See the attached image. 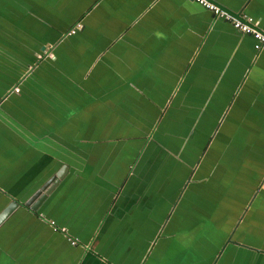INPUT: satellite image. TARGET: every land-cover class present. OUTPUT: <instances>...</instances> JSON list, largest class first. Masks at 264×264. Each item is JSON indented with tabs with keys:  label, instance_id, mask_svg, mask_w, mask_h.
<instances>
[{
	"label": "crops",
	"instance_id": "obj_1",
	"mask_svg": "<svg viewBox=\"0 0 264 264\" xmlns=\"http://www.w3.org/2000/svg\"><path fill=\"white\" fill-rule=\"evenodd\" d=\"M206 1L264 34V0ZM0 20V58L40 36L26 74H51L0 79V264H264L250 35L190 0H0Z\"/></svg>",
	"mask_w": 264,
	"mask_h": 264
},
{
	"label": "rangeland",
	"instance_id": "obj_2",
	"mask_svg": "<svg viewBox=\"0 0 264 264\" xmlns=\"http://www.w3.org/2000/svg\"><path fill=\"white\" fill-rule=\"evenodd\" d=\"M34 38L35 37H33L32 39H34ZM10 39H15V36H13V35L4 36V35L0 34V40L7 41ZM38 40H40V39H38ZM43 41H46V40H43ZM23 44H25V43H23ZM32 44H34V42H31L26 47L31 49ZM37 48H38L37 50L39 51L40 46ZM14 53H15L14 51L7 52L6 48L3 49L2 53H1V58H0V79H3L5 81H7L8 83H10L11 81L14 80V78L20 79L23 76H42L43 77V76H50L51 75V74H49L50 70L48 68L44 67L43 65H40L37 70L31 71L29 74H26V72L30 71L29 69L26 71L27 64L30 63V66H33L38 61L37 57L34 54H32L33 56H30L28 53L25 54L23 52L21 54H14ZM50 59L52 60V58H50ZM51 62H53V63H51L52 67H54V68H55V66L58 67V65L53 60ZM59 68H60V66H59ZM242 139L247 140L248 136L244 135ZM231 149H234V148L231 147ZM238 149H240V148H238ZM228 166L231 168V165H228ZM252 173H254V172L253 171H246L245 172L246 178H245L243 184L245 183L248 176L251 175ZM244 189H242V188L237 189V187H230L229 190H231V191H230V195L228 196V200H232V201L234 200L236 202H239L240 200H242V195H239V194L245 193L246 190H244ZM251 197H252V195H251ZM251 197H250V199H251ZM250 199H249V201H250ZM246 206H248V203L246 204Z\"/></svg>",
	"mask_w": 264,
	"mask_h": 264
},
{
	"label": "built area",
	"instance_id": "obj_3",
	"mask_svg": "<svg viewBox=\"0 0 264 264\" xmlns=\"http://www.w3.org/2000/svg\"><path fill=\"white\" fill-rule=\"evenodd\" d=\"M190 1L196 2L210 11L215 18L228 21L235 31L250 35L253 39L252 47L255 51L264 48V34L253 28L252 25H254V21L252 17L242 14L240 16L241 18H231L226 12L222 11L217 5L211 2L206 0ZM13 91L17 92L18 88L13 87ZM70 243L75 244V240H70Z\"/></svg>",
	"mask_w": 264,
	"mask_h": 264
},
{
	"label": "water",
	"instance_id": "obj_4",
	"mask_svg": "<svg viewBox=\"0 0 264 264\" xmlns=\"http://www.w3.org/2000/svg\"><path fill=\"white\" fill-rule=\"evenodd\" d=\"M12 22V21H11ZM20 24L21 23H24V21H20L19 22ZM3 24V23H2ZM26 32H27V30H25ZM29 31H32L31 29L29 30ZM4 36H11V34L10 35H5V34H3ZM14 36V35H13ZM23 37V40H24V43L26 44V46L27 45H29L31 42H34V44H32V47H31V49L33 50L32 51V53L30 54L31 56H33L32 54H34L36 57L41 53V52H43L44 51V48H46L47 46H49V42H47V41H43V39L40 37V36H34L35 38L34 39H32L33 38V36H22ZM38 39H40V40H38ZM40 46V49H39V51L37 50L38 48L37 47H39ZM4 47H8L7 45H5ZM4 47H2V51H3V48ZM33 47H34V49L36 48V50H34L33 49ZM2 51H1V53H2ZM19 52L17 51V52H15L14 54H18ZM30 67H32V66H30V63L29 64H27V68H26V71L30 68ZM8 83V82H7ZM5 84L6 86H8V84H10V83H8V84ZM62 172V171H61ZM60 171H58L57 173H55L54 175H52L48 180H46L40 187H39V189H37L30 197H29V199H28V201H26L25 203H24V205H26V206H29L30 204H31V208H34L37 204H38V202L40 201V200H42V198L45 196V194L48 192V190L53 186V184L57 181V179L61 176V173ZM13 204L11 203L6 209H4L3 211H2V213H0V221L8 214V212L11 210V206H12Z\"/></svg>",
	"mask_w": 264,
	"mask_h": 264
},
{
	"label": "trees",
	"instance_id": "obj_5",
	"mask_svg": "<svg viewBox=\"0 0 264 264\" xmlns=\"http://www.w3.org/2000/svg\"><path fill=\"white\" fill-rule=\"evenodd\" d=\"M2 22H3V21H2V20H0V23H1V24H2ZM17 27L19 28V26H17Z\"/></svg>",
	"mask_w": 264,
	"mask_h": 264
}]
</instances>
